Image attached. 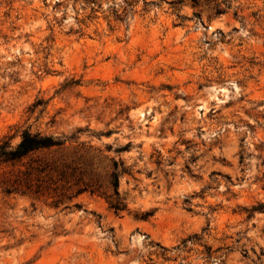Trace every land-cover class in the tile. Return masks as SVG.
<instances>
[{
  "label": "rangeland",
  "instance_id": "374dc122",
  "mask_svg": "<svg viewBox=\"0 0 264 264\" xmlns=\"http://www.w3.org/2000/svg\"><path fill=\"white\" fill-rule=\"evenodd\" d=\"M27 127L70 170L0 189V264H264V0H0V140ZM114 161L122 216L75 194Z\"/></svg>",
  "mask_w": 264,
  "mask_h": 264
},
{
  "label": "trees",
  "instance_id": "16d2710c",
  "mask_svg": "<svg viewBox=\"0 0 264 264\" xmlns=\"http://www.w3.org/2000/svg\"><path fill=\"white\" fill-rule=\"evenodd\" d=\"M218 10V14L222 13ZM14 136H8L0 140V171L10 172L8 179L0 180V189L7 195L18 194L23 196L43 197L51 190L53 173H56L58 180L67 179L68 164H59V160L42 157L45 152L62 150L69 141L66 137H58L45 134L40 131H32L30 127L23 128L20 132V141L13 144ZM135 148L133 142L119 147L117 153L130 152ZM141 148V146H139ZM245 157L240 156V163H244ZM129 170L124 163L114 161L112 172L109 175L107 188L98 182L84 183L77 186L76 195L89 192L106 199L110 208L118 216H122L128 210L126 199L120 193V178ZM72 175V174H71ZM72 198V196L70 197ZM75 207L80 208L79 204ZM154 212L147 211L141 214V219L148 220Z\"/></svg>",
  "mask_w": 264,
  "mask_h": 264
}]
</instances>
